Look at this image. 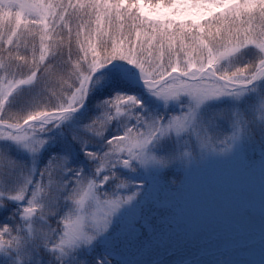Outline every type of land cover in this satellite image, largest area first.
Instances as JSON below:
<instances>
[{"label":"snow or ice","instance_id":"obj_1","mask_svg":"<svg viewBox=\"0 0 264 264\" xmlns=\"http://www.w3.org/2000/svg\"><path fill=\"white\" fill-rule=\"evenodd\" d=\"M70 8L88 18L77 24L78 39L82 28L87 27L89 31L84 36L85 42L79 43L75 63L71 54V27H68V40L64 45L68 49L67 59H61L59 64L56 63L59 54L51 53L50 45L44 43L45 35L40 37L42 47L38 59L33 48L31 61L25 55L13 56L11 51H8L7 63L0 60V71H11L12 62L19 61L15 70L22 73L18 79L8 80L5 76L0 82V141H11L32 153L39 152L48 142L44 134L59 127L84 106L90 89L99 82L96 79L98 71L117 59L136 66L147 88L165 103L179 101L184 96L190 97L193 103L187 105L182 114L165 120L163 116L153 118L144 112L129 111L144 103L132 94L118 92L102 101L101 106L108 105L113 111L106 110L102 116L84 125L87 133L103 137L112 119L124 113L134 116L136 123L126 125L117 135L108 136L104 151L88 148L87 137L72 135L85 156L97 161L93 175L85 174L82 167H70L68 156L54 155L39 170L38 176H34L24 172L20 162L0 147V187L7 190L10 174L21 169L20 182L11 186L15 194L7 196L0 191V201L7 200L16 205L9 219L19 217L23 221L20 226L0 225V264H45L42 253L49 257L47 264H53V261L69 264L70 260L89 264V259L91 264H116L121 255L117 249L125 242L136 241L140 235L137 222L143 219L142 209L140 219L127 231H121L124 228L121 224L118 230L121 234L116 239L104 238L112 233L117 217L121 218L127 208L139 201L147 186L143 179L122 178L118 169L143 170L151 174L178 161L191 163L196 156L232 152L242 144V138L249 134L253 122L246 120L242 108L231 114L234 130L230 135L214 134L202 127L199 120L201 106L209 101L223 97L239 100L250 92H257L264 113V89L260 87L264 82V0H167V3L166 0H76L75 4L72 0L67 4L63 0L58 4L46 0H0V21L14 19L16 28L10 29L6 41L0 28V42L5 43L6 48L15 44L19 49L23 33L18 35L17 30L22 22L27 27L26 17H33L31 23L41 25L46 33L50 23L67 21ZM92 16H95L94 29L91 28ZM105 20L109 25L118 21L117 31L123 29L126 20L132 21L137 27L136 40L116 43L103 39L107 36L103 30ZM201 21L206 22L207 30ZM221 21L225 22L223 32L219 27L213 30ZM253 21L259 23L253 25ZM176 22H179L177 30L181 46L185 36L192 41L191 51L184 53L183 60L173 47V41L178 37L170 34ZM244 24L248 26L244 27ZM141 26L151 31L149 41L159 37L157 45L149 42L145 48L143 42H139ZM93 31L100 38L97 42L91 39ZM62 42H58L57 47ZM97 47L105 52L102 58ZM153 47L158 49V55L153 56ZM165 48L168 50L167 61ZM24 69H27L26 74ZM52 78L57 91H52L49 85ZM34 86L41 90L43 97H37L32 108L18 110L23 115L9 122L5 116L6 107L11 108L13 98L22 89ZM261 119L264 121V115ZM171 133L176 137L191 133L194 141L186 140L183 146L166 153L156 151L160 142ZM68 173L73 175L68 176ZM62 208L64 212L60 214ZM45 217L55 219L58 227L48 226L47 231L32 227L33 222L47 224ZM144 225L148 232L149 227L152 228L151 242L156 230L145 219ZM101 240L103 247L98 250L97 242ZM81 250L89 256L80 259ZM120 264H124L123 258Z\"/></svg>","mask_w":264,"mask_h":264},{"label":"rangeland","instance_id":"obj_2","mask_svg":"<svg viewBox=\"0 0 264 264\" xmlns=\"http://www.w3.org/2000/svg\"><path fill=\"white\" fill-rule=\"evenodd\" d=\"M72 1L73 4L76 3V0ZM46 2L58 4L61 0H46ZM63 3L67 4L68 0H63ZM70 12L71 8L69 9ZM26 19L28 21L27 27L25 28L22 22L20 29L17 30L18 35L20 32L23 33L19 40V49L16 48L15 44L11 48H6L5 43L0 42V46L4 44L7 57L8 51L16 56L24 55L28 49L32 59L33 48L28 43L41 42V35H45L47 37L45 42L51 48H55L56 51H61L63 54L61 59H67L68 49L64 46L67 42H64V45L61 43L59 47H57V43L61 42L59 38L61 34L68 35L69 26H77L75 17L71 15L65 22L56 20L54 25L50 23L51 31L48 34L45 33L41 25L31 23L33 17H26ZM87 20V17H80L79 23H84ZM131 23L134 26L130 31ZM185 23L188 24L187 21ZM224 23L223 21L216 23L213 30L219 27L223 32ZM227 23L231 24L232 21ZM252 23L255 25L259 21ZM201 24L207 30L206 22L201 21ZM118 26V21H113L109 25L105 20L103 30L107 36L103 39L119 43L127 34L125 38L136 40L137 27L132 21L126 20L123 29L119 31H117ZM243 26L247 27L248 25L244 24ZM0 28L5 34L4 39L6 41L10 29L16 30L14 19L0 21ZM91 28H95V16L91 17ZM138 30L141 32L139 42H143L145 48L148 47L149 42L153 45L158 44V36L156 40L149 41L152 33L146 26H141ZM80 31L81 36L79 39L77 38L78 41L73 39L75 42L71 43L73 63L78 58L79 43L85 42L84 36L89 29L85 27ZM146 31L148 32L147 36L144 35ZM177 32L178 30L174 25L170 34L179 37V32ZM91 39L93 42H97L100 38L93 31ZM183 40L190 39L185 37ZM85 46H87L86 43ZM38 47L41 46L38 45ZM34 48L38 59L41 48H36V46ZM175 49L182 60L185 58L184 53L191 51V49ZM97 51L101 58L105 55L102 48L97 47ZM151 51L153 56L158 55L156 47H153ZM192 56L195 59L196 53L193 52ZM167 57L168 50L165 48V61H167ZM114 62L122 63L129 72L141 76L136 66L119 59ZM11 67V71H0V82L5 76L8 80L19 78V71L15 70L13 64ZM96 79L99 82L91 88L90 96L101 93L103 85L106 86L109 81L115 82L111 74H106L101 78L98 76ZM129 83L132 87L135 86L129 80L120 84L117 83L118 86L111 89L109 97H114L118 92L138 97L144 103L142 106L129 109L133 113L144 112L146 116L153 118L163 116L165 120H168L173 115L182 114L186 110V106L193 103L187 96L182 97L179 101L174 100L165 103L150 90L139 87L137 88L142 89L141 93H132V91L130 93L129 90L132 87ZM53 84L57 86L55 81ZM260 87L264 89V82L261 83ZM41 96L43 97V94ZM108 98L99 97L95 109L97 114L94 116L71 115L59 127L51 128L49 132L44 134L48 137V142L37 153H32L22 145L7 140L0 141V147L7 149L10 155L20 162L24 172H31L34 176H38L39 170L47 165L54 155L68 156L70 167L73 169L82 167L85 174L93 175L97 161L90 160L85 156L80 143L72 140V135L78 134L81 137H87L90 141L87 145L88 148L94 151H104L106 150L104 141L108 136L117 135L123 131L126 125L136 123L134 116L130 117L124 113L112 119L103 137H96L87 133L84 125L94 118L102 116L106 110L113 111L108 105L101 106V102ZM26 101L27 103H23V101L13 99L11 108L6 107L5 116L9 122H13L14 118L23 115L18 110H28L34 106L35 100L28 99ZM242 108H244L243 114L246 120L252 121L253 125L249 134L242 138V144L228 154L196 156L191 163L178 161L151 174H146L143 170L133 172L129 169H118L122 178L143 179L147 182V186L144 188L139 201L127 208L121 218L117 217L112 233L109 237L104 238L116 239L121 234L118 232L121 224L124 225L121 231H127L137 219H140L142 209L143 219L137 222L140 235L136 241L125 242L123 247L117 249L121 255L117 257L116 264H120L121 258H123L124 264H181L182 260V264H264V121L261 119L264 113L261 112L260 93L250 92L239 100L234 97H223L219 100L209 101L201 106L199 120L202 127L214 134L230 135V132L234 130L231 114L233 111H239ZM186 140L194 141L191 133H184L181 137H176L174 133H171L160 142L156 151L160 153L172 151L183 146ZM20 171L21 169L18 168L10 174L7 190L0 187V191H4L5 195L15 194L11 191V186L20 182ZM67 175L71 176L73 173ZM44 182L47 183L46 180ZM0 205H3V208H0V225L20 226L23 224L19 217L9 219L12 216L13 208L16 207L15 204L5 200L0 201ZM63 212L64 208L61 209L60 214ZM44 219L48 220L47 224L33 222L32 227L37 231L41 228L47 231L48 226L58 227L57 224L50 222L47 217ZM144 219L156 230V235L153 236L151 242L149 241L152 236V228L149 227V232L147 231ZM24 227H28V225H24ZM103 243V240L97 242L98 250L103 247ZM88 256L89 253L84 250L79 252L80 259H85ZM69 264H77V262L70 260ZM89 264H91L90 259Z\"/></svg>","mask_w":264,"mask_h":264},{"label":"trees","instance_id":"obj_3","mask_svg":"<svg viewBox=\"0 0 264 264\" xmlns=\"http://www.w3.org/2000/svg\"><path fill=\"white\" fill-rule=\"evenodd\" d=\"M167 1V0H166ZM72 3H73V1H72ZM70 14L73 16V17H75L76 18V22L77 23H79L80 22V17L81 16H79V14L78 13H74L73 12V9H71V12H70ZM70 15V16H71ZM178 23L179 22H176L175 23V28L176 29H178ZM133 24L131 23V25H130V31L133 29ZM69 27H71L72 28V42H75L73 39H75V40H77L78 41V39H77V37H76V31H77V26L75 25V26H69ZM51 31V26H50V28H49V30L47 31V34L49 33ZM178 33V32H177ZM179 35H180V33H178ZM126 35L127 34H125V37H126ZM61 37H59L60 38V40L61 41H63L62 42V44L64 43V42H67V40H68V35H60ZM122 38L120 41H119V43L121 42V41H123V42H127V40H128V38ZM185 37H187V36H185ZM184 37V38H185ZM44 43H46V44H48L47 42H44ZM40 45L41 47H42V44H41V42H29L28 43V45L31 47V48H34L35 46H36V48H41V47H38V45ZM192 44V41L191 40H183V46H181V44H180V40H179V37L177 38V40H176V42H173V47L174 48H177L178 50H185V49H187V50H189V49H191V47H189L190 45ZM64 45V44H63ZM73 46V45H72ZM74 47V46H73ZM28 50V49H27ZM25 51L24 52V55L26 56V58L29 60V61H31L32 59H31V55L29 54V50L28 51ZM50 52L51 53H58L59 55L57 56V61H56V63L57 64H59L58 63V61L61 59V57L63 56V54L61 53V51H56V49L55 48H51L50 47ZM40 54V53H39ZM39 54H38V57H39ZM0 58H1V60L2 61H4V62H8V57H7V55H6V52H5V50H4V44L2 45V46H0ZM17 63H19V61H13L12 62V64H13V67H15V69H16V64ZM26 72H27V69H24L23 70V73L24 74H26ZM19 74L21 75L22 73L21 72H19ZM108 74H111L112 75V77L114 78V80H115V82H113V81H109L107 84H106V86H104L103 85V89L101 90V93L99 92V93H97V95H95V94H91V96L89 97V100H88V103H87V106H86V109L84 110V112H82V113H80V114H77V115H74V116H84V115H87V116H89V117H92V116H94V114H97L96 112H95V109H96V102L97 101H99V97L100 98H102V99H105V98H108L109 96H110V91H111V89L113 88V87H116V86H118L117 85V83H121V82H126L127 80H125L119 73H117V72H115V71H110ZM19 78H20V76H19ZM54 80H53V78L52 79H50L49 80V85H50V87H51V90L52 91H57V86H55L54 84ZM115 85V86H114ZM129 85H130V87H132V85L129 83ZM130 91V93H131V91H132V93H137V94H139V92L141 93L142 92V90H140L139 88H137V86H134V87H132L131 88V90H129ZM35 92V93H34ZM41 94H43L42 92H41V90L38 88V87H36V86H34V87H32V88H26V89H22L13 99H17V100H20V101H23V103H27V101L26 100H28V99H33V100H35L37 97H42L41 96ZM62 123H64V121L62 122ZM61 123V124H62ZM49 221L51 222H53V223H55V224H57V222H56V220L55 219H49ZM42 255L44 256V261H45V264H47V262H48V259H49V257L47 256V254L46 253H42ZM53 264H56V262L55 261H53Z\"/></svg>","mask_w":264,"mask_h":264},{"label":"water","instance_id":"obj_4","mask_svg":"<svg viewBox=\"0 0 264 264\" xmlns=\"http://www.w3.org/2000/svg\"><path fill=\"white\" fill-rule=\"evenodd\" d=\"M112 67H117V68H119V69L121 70V72H122L126 77L132 79L133 81H137V82H138L139 84H141L144 88L148 89L147 86L145 85V83H144V82H143L138 76L127 73V72L124 70V68H123L120 64H117V63L114 64V65H113V64L106 65L104 68L100 69V70L98 71L97 74H100V73H102V72H104V71H106V70H108V69H110V68H112ZM97 74H96V75H97ZM86 103H87V100H86V102L84 103V106H83L82 108H80V109H79L77 112H75V113H79V112L83 111L84 108H85V106H86Z\"/></svg>","mask_w":264,"mask_h":264}]
</instances>
